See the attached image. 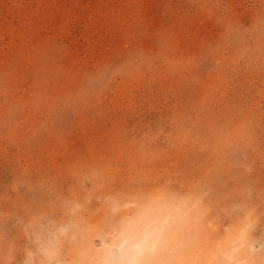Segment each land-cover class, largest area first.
Returning a JSON list of instances; mask_svg holds the SVG:
<instances>
[{"label": "rangeland", "instance_id": "obj_1", "mask_svg": "<svg viewBox=\"0 0 264 264\" xmlns=\"http://www.w3.org/2000/svg\"><path fill=\"white\" fill-rule=\"evenodd\" d=\"M158 202L264 264V0H0V264H88Z\"/></svg>", "mask_w": 264, "mask_h": 264}, {"label": "bare ground", "instance_id": "obj_2", "mask_svg": "<svg viewBox=\"0 0 264 264\" xmlns=\"http://www.w3.org/2000/svg\"><path fill=\"white\" fill-rule=\"evenodd\" d=\"M158 203L152 205L150 203V206L145 207L138 206L135 213H127L130 216V219L127 218L131 226L121 227L117 237L112 231L107 232V239H103V246L99 250L93 246L92 253H89L93 254V256L91 255L93 258H88L90 255L87 257L91 260L88 264H233L236 261L238 255L235 258V252L230 257L231 261L225 260V258L220 260L219 255L221 252L218 255L216 252L210 251V253L207 250L208 253L204 252L206 255L199 256V254H196L199 252L195 248L196 239L200 235L197 234L200 232V228H197L199 225L196 226V218L194 219L186 208L176 206L175 202V204L170 202V207L165 203L163 204V202ZM97 228L96 226L93 229ZM93 229L91 233H96ZM104 229L105 227L101 231H104ZM97 230L99 233V228ZM87 231L85 233H88ZM91 233L88 235H91ZM93 236L97 237L95 234ZM84 238L86 237L84 236ZM91 238L89 237L90 240ZM87 239H84V241ZM92 239L94 240V238ZM78 246L80 247V245ZM87 247H89L87 248V251H89L88 249H91V246H88V243ZM153 247L154 251L152 250ZM192 247L194 248L192 249ZM83 249L86 250V248ZM84 257L81 255L80 258H83V262L86 261L84 264H87ZM200 257H203V259L200 260ZM198 260H200L199 263ZM80 261L82 262V260H79V263Z\"/></svg>", "mask_w": 264, "mask_h": 264}, {"label": "snow or ice", "instance_id": "obj_3", "mask_svg": "<svg viewBox=\"0 0 264 264\" xmlns=\"http://www.w3.org/2000/svg\"><path fill=\"white\" fill-rule=\"evenodd\" d=\"M99 243H100V241L98 240V241H97V244H99ZM152 250H153V251L155 250L154 247L152 248Z\"/></svg>", "mask_w": 264, "mask_h": 264}]
</instances>
